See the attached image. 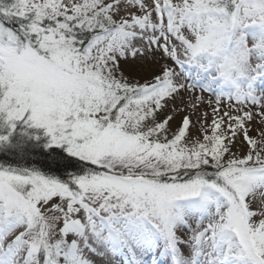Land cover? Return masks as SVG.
I'll return each instance as SVG.
<instances>
[{
    "label": "snow or ice",
    "instance_id": "6c2138e0",
    "mask_svg": "<svg viewBox=\"0 0 264 264\" xmlns=\"http://www.w3.org/2000/svg\"><path fill=\"white\" fill-rule=\"evenodd\" d=\"M0 264H264V0H0Z\"/></svg>",
    "mask_w": 264,
    "mask_h": 264
},
{
    "label": "rangeland",
    "instance_id": "374dc122",
    "mask_svg": "<svg viewBox=\"0 0 264 264\" xmlns=\"http://www.w3.org/2000/svg\"><path fill=\"white\" fill-rule=\"evenodd\" d=\"M205 95H207V93H204Z\"/></svg>",
    "mask_w": 264,
    "mask_h": 264
}]
</instances>
